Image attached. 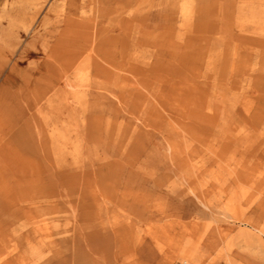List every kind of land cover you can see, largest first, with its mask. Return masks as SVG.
<instances>
[{
	"label": "rangeland",
	"instance_id": "374dc122",
	"mask_svg": "<svg viewBox=\"0 0 264 264\" xmlns=\"http://www.w3.org/2000/svg\"><path fill=\"white\" fill-rule=\"evenodd\" d=\"M0 264H264V0H0Z\"/></svg>",
	"mask_w": 264,
	"mask_h": 264
}]
</instances>
